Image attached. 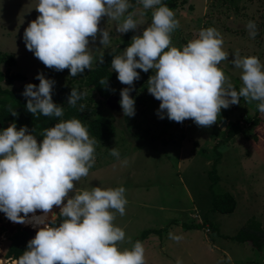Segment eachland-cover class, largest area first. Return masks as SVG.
<instances>
[{"label": "clouds", "instance_id": "clouds-1", "mask_svg": "<svg viewBox=\"0 0 264 264\" xmlns=\"http://www.w3.org/2000/svg\"><path fill=\"white\" fill-rule=\"evenodd\" d=\"M137 3L152 9L151 22L132 36L121 54L113 55L110 64L116 79L128 85L120 89L118 100L125 116L135 115L130 92L134 80L140 79L137 69L153 70L146 84L148 93L160 101L156 110L160 119L183 122L190 118L198 126H210L222 108L240 103L241 98L257 101L258 111L264 114V66L256 56L233 52L229 62L240 70L237 88L218 67L228 54L215 28H201L198 37L181 48L170 46V33L179 27L173 10L162 0ZM131 6V0H37L39 15L24 29L25 47L46 67L67 68L69 76H76L91 68L89 37L95 42L99 31V44L110 42L109 31L98 29L102 16L117 21V33L138 29L140 22L133 19V13L125 16ZM246 28L254 38L255 22L249 20ZM35 79L39 84L26 83L21 92L26 110L34 116L62 117L63 106L52 99L55 81L42 72ZM107 79L101 78L99 84L105 85ZM83 96V91L72 87L66 102L76 106ZM11 113L16 115L15 110ZM33 133L27 125L17 129L15 122L0 129V212L13 223L29 222L37 228L13 264H144L141 241L130 249L118 246L125 232L113 221L116 212L125 213L123 185L74 189V182L87 176L95 162V139L81 121L58 120L41 130L39 143ZM110 154L119 157L116 147L110 148ZM70 190L74 194L69 196ZM54 205L58 213L52 211ZM58 218H62L59 223ZM169 238L181 239L171 232ZM176 264L181 261L177 259Z\"/></svg>", "mask_w": 264, "mask_h": 264}, {"label": "rangeland", "instance_id": "rangeland-1", "mask_svg": "<svg viewBox=\"0 0 264 264\" xmlns=\"http://www.w3.org/2000/svg\"><path fill=\"white\" fill-rule=\"evenodd\" d=\"M36 2L0 0V71L9 69L10 73L26 76L24 80L13 83L3 80L1 84L24 97L21 95L24 85L38 84L35 77L42 72L55 81L52 96L58 98L60 89L73 80L68 69L56 71L46 67L26 49L23 41L24 29L39 15ZM176 3V7H169L179 21V27L170 33V46L181 48L197 38L201 28L213 27L223 39L222 50L228 54L218 67L235 87L241 81L240 70L229 62L234 58L233 52L256 56L264 66V0H176ZM131 12L140 26L127 32L129 42L152 18V9L146 10L137 2ZM249 20L256 24L254 38L246 28ZM116 23L106 15L98 23V29L109 31V44H99V31L95 42L89 37L92 68L105 65L126 47L123 44L127 33H117ZM9 54L14 60L12 64L4 56ZM137 71L141 73L140 79L134 80L130 92L135 99V115L123 114L118 103L119 91L128 85L116 79V90L101 107L102 113L113 120L116 133L105 144L95 140V162L87 176L74 182V189L123 185L125 213L116 212L113 221L125 232V239L118 246L130 249L144 230L161 229L141 241L144 264H176L177 259L181 264H264V247L259 250L249 242L227 237L235 235L251 217L264 226V121L252 123L255 116L264 119L256 107L258 102L241 98L240 103L222 108L217 121L210 126H198L186 118L183 122L172 121L162 133L167 117L160 119L156 114L160 101L142 89L153 70ZM94 97L98 99L99 95L94 92ZM236 121L241 126L240 132L225 141V133ZM89 137L93 138L90 133ZM112 147L117 148L119 157L110 154ZM216 162L219 181L210 187L209 172ZM224 191H230L237 201L231 213L211 209L213 193ZM72 194L74 190H70L69 196ZM53 209L59 212L58 206ZM183 223H202L203 227L186 228ZM24 224L11 222L0 212V264H13L15 260L7 255L13 233L18 229L36 233L37 228ZM170 232L181 239L169 238Z\"/></svg>", "mask_w": 264, "mask_h": 264}, {"label": "trees", "instance_id": "trees-1", "mask_svg": "<svg viewBox=\"0 0 264 264\" xmlns=\"http://www.w3.org/2000/svg\"><path fill=\"white\" fill-rule=\"evenodd\" d=\"M184 1V0H183ZM137 0H131V7L127 12H131L136 6ZM162 3L170 8L176 7V0H162ZM129 34H126L124 46H127L129 42ZM118 55V53L116 54ZM8 59L9 64H12L14 60L9 55H4ZM11 57V59L9 57ZM112 60V59H111ZM111 60L102 66L91 67L85 69L83 73H79L76 76H72L71 82L68 86L60 89L58 98L52 96L55 103L60 104L64 108V114L62 117H46L40 114L34 116L28 112L25 108L26 98L21 97L16 91L4 88L2 81L6 80L8 83H13L15 80H24L26 76L22 73H10L7 69L5 72L0 71V129L6 128L9 124L15 122L17 129L19 127L27 125L29 131L34 129V135H37V139L41 140L43 137L39 136L42 129L46 127H52L60 119H71L76 118L86 127L91 136L98 142L105 144L116 133V126L111 118L104 115L101 111V107L105 100L109 98L114 90H116V73L111 69ZM101 78L107 79L105 85H100L99 80ZM39 84V80H36ZM74 87L78 91H83L84 96L82 99L77 101L76 106H69L66 102L67 96L70 93L71 88ZM142 89H147V85H143ZM94 92L99 95V98L94 97ZM83 104V109L80 105ZM15 110L16 115H12L11 111ZM253 118V117H252ZM251 118V119H252ZM264 121L258 116L252 119V123L256 124L260 121ZM165 126L162 128V133H165L171 122L166 118ZM8 122H10L8 124ZM240 125L237 123L231 124V128L225 133V141H229L233 136L240 132ZM161 137V136H160ZM151 137L150 139H153ZM163 143H167L165 137H161ZM217 148V147H216ZM217 152V151H216ZM219 157L221 153L218 151ZM216 163L209 172L211 179V186H214L219 181V174L217 173ZM212 206L211 209L223 213H231L237 207V201L234 195L230 191H224L220 193H213L212 195ZM60 220L62 218H59ZM58 223V222H57ZM202 223H183L186 228H201ZM213 230H217V227L211 226ZM152 232H161V229H146L141 235L136 237L134 243L139 240L142 241ZM35 236L26 230L18 229L15 233L10 236L11 244L7 253L8 257L17 258L25 250L28 240ZM239 242H249L253 247L262 250L264 247V226L263 223L256 217H251L245 222L238 232L233 236H227Z\"/></svg>", "mask_w": 264, "mask_h": 264}, {"label": "bare ground", "instance_id": "bare-ground-1", "mask_svg": "<svg viewBox=\"0 0 264 264\" xmlns=\"http://www.w3.org/2000/svg\"><path fill=\"white\" fill-rule=\"evenodd\" d=\"M52 211H54V209H52ZM38 214H40V211H37V215H38ZM31 215H32V214L30 213L29 216H31ZM25 224H26V225H31V223H29V222H25ZM25 224H24V225H25ZM31 226H32V225H31ZM38 227H42V225H40V226H38ZM30 228H31V227H30ZM32 228H34V227H32Z\"/></svg>", "mask_w": 264, "mask_h": 264}, {"label": "water", "instance_id": "water-1", "mask_svg": "<svg viewBox=\"0 0 264 264\" xmlns=\"http://www.w3.org/2000/svg\"><path fill=\"white\" fill-rule=\"evenodd\" d=\"M59 222H60V221H59ZM59 222H58V223H59ZM31 233H34V234H35V232H33V231H32Z\"/></svg>", "mask_w": 264, "mask_h": 264}, {"label": "crops", "instance_id": "crops-1", "mask_svg": "<svg viewBox=\"0 0 264 264\" xmlns=\"http://www.w3.org/2000/svg\"><path fill=\"white\" fill-rule=\"evenodd\" d=\"M236 184H238V182H236ZM216 185V184H215ZM252 246V245H251ZM255 248V247H254Z\"/></svg>", "mask_w": 264, "mask_h": 264}]
</instances>
